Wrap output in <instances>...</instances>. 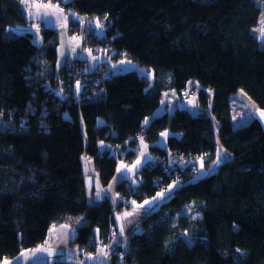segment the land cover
I'll return each mask as SVG.
<instances>
[{"label":"trees","instance_id":"trees-1","mask_svg":"<svg viewBox=\"0 0 264 264\" xmlns=\"http://www.w3.org/2000/svg\"><path fill=\"white\" fill-rule=\"evenodd\" d=\"M53 1L69 35L99 59L134 67L109 71L102 59L90 72L76 59L57 70V31L40 25L36 41L19 1L0 0V261L43 245L74 218L76 245L95 255L117 234L115 209L175 183L108 264H264V126L231 118L239 90L264 112V43L253 33L264 0ZM166 87L193 96L200 112L157 116ZM165 132L167 148L153 145ZM216 136L226 157L195 179L193 161L202 170L216 161ZM137 138L151 144V159L135 178L120 175L116 206L107 195L92 201L83 155L106 187L119 160L102 147L128 144L135 155Z\"/></svg>","mask_w":264,"mask_h":264},{"label":"rangeland","instance_id":"rangeland-1","mask_svg":"<svg viewBox=\"0 0 264 264\" xmlns=\"http://www.w3.org/2000/svg\"><path fill=\"white\" fill-rule=\"evenodd\" d=\"M18 1L19 4L23 7V10L27 17L32 16L35 21L38 18V20L43 19L54 23L53 28L57 31L58 39V45L56 49L57 58L55 63L57 70L64 63L68 62V60L73 61L76 59L87 61L90 72H93V70H95L102 59L107 60L111 63L109 64L107 61H105V63L102 64L101 62L100 64L101 68L108 67L109 71L126 72L134 67L128 58H121L120 60H110L107 59L106 54H104L103 57L100 58V60L98 56L95 55L94 52H92V50L82 44V39L80 36L76 34L69 35L66 31V29L68 28L67 16L61 6H59V4L55 1L48 0L49 3H47V0ZM38 6H40V8H38L37 10L36 7ZM53 7L57 10L58 15L57 13H55L56 10ZM35 15H37L38 17H35ZM34 23L32 20V25L30 24L29 28L33 32L36 41H38L37 36L38 30L40 29V24L34 25ZM44 26L51 27L46 24H44ZM253 33L259 39V41L264 43V3H262L261 5V14L257 26L253 30ZM97 35L104 36V32L102 31V29L97 28ZM109 75L110 74L107 73L106 76ZM146 82L147 84L150 83L151 87L157 86L154 81L146 80ZM165 84H167V86L169 85V83ZM190 96V94L181 96L175 91L168 90V88L162 89V102L157 111V113L160 114L157 116L165 114L166 111L172 114L178 108H183L192 112L193 114H195L197 111L200 112L199 110H196V100L193 96ZM162 109L165 110V112H163ZM231 118L235 125H244L252 119L256 118L264 126V112L242 90H239L235 95L231 96ZM1 124L2 122L0 121V128L3 125ZM167 137L168 135L166 134V132L160 134L158 140L153 145L166 149ZM215 143L216 161L215 163L213 162L214 164H210L211 168H209V170H202V163L199 161H193L191 163V168L194 167L195 170L198 169V172L200 173V176H196L195 179H198L199 177H201V175L205 176L215 171L223 162V159L226 157V154L220 147L217 136L215 137ZM150 145L144 141V138H137L135 140V147L133 148V152L136 153H134L135 155H130V150L132 149V147L128 144H126L125 147L122 148L121 146H112L110 144H107V147L105 145H101V147L103 146V149L108 148L113 156L119 160V163L117 165V174L115 175L116 177L112 180L110 185L106 187L100 186L99 183L95 185V181H97V179L95 178L94 180L93 163L87 155H83L82 166L84 178L88 195L92 199V201H99L100 199L102 200L101 196L103 197L104 195H107L106 197L111 200L113 206H116V203L118 202V194L113 187L115 182H117L122 175L127 179L131 177L135 178L141 168L146 165L151 159L148 149ZM129 157H131L130 163L126 162ZM124 187L126 188V186ZM174 189L175 183H171L166 190L159 191L155 196L145 198L141 202L133 201L129 202V204L128 202H124L122 204L123 208L118 209L119 211L115 209L114 221L118 227L117 234H115V236H109L107 238V242L101 248H99V251L96 252L95 255L88 256L87 253H84L85 249L80 250L78 245H76L74 237L76 234L75 228L79 225L81 220L79 218H74L71 219L69 223H65L67 225L65 226V229L67 228L66 231H70L69 233L71 235L70 238H67V234L63 235L66 238V241L63 242L62 237L57 238L56 232L55 230H53L49 238L44 243L43 247L39 248L40 250H37L35 252H32L30 250L27 253L21 252L17 257L13 259H3L2 261H0V264H26L31 262L30 260H27V258L31 257V255H33L35 263L37 264H51L52 261H55L52 260V256L56 254L61 255L68 260H71L75 264H108L114 255L115 247L126 241V238L130 233L129 231H131L133 227H137V224L141 220L142 216L157 210L161 202L171 196ZM190 211V208H188V215L186 214L185 216L188 217L189 221H195L199 217V214H197L196 212L189 213ZM128 213H130V215H126ZM68 228L71 230H68ZM37 257L43 260H38ZM45 257L50 258L47 259Z\"/></svg>","mask_w":264,"mask_h":264},{"label":"crops","instance_id":"crops-1","mask_svg":"<svg viewBox=\"0 0 264 264\" xmlns=\"http://www.w3.org/2000/svg\"><path fill=\"white\" fill-rule=\"evenodd\" d=\"M31 7V6H30ZM48 7H51V6H48ZM38 8H40V6H38V7H36V9L38 10ZM54 8V7H53ZM55 9V8H54ZM56 10V9H55ZM24 11V10H23ZM55 13H57V15H58V12H57V10H56V12ZM35 17H38L37 15H35ZM28 19L30 20V19H32L33 20V23H34V25L35 24H40V25H44V24H46V25H48V26H51V27H53L54 26V23L53 22H51V21H46V20H43V19H41V20H38V18H37V20L35 21L34 19H33V17L32 16H28ZM32 20H30V21H32ZM38 22H40V23H38ZM39 29V28H38ZM38 32H39V30H38ZM123 176V175H122ZM95 185H97L96 184V182H95ZM101 193V192H100ZM65 226H67L66 224H60V225H57V226H55L53 229H51V231L49 232V234H48V236H47V238H46V240L49 238V236L51 235V232L53 231V230H55V232H56V237L57 238H60V237H62V241L64 242V241H66V238L63 236L64 234H67L68 235V237L67 238H70V231L68 232V231H66L67 230V228L65 229ZM59 228H61V229H59ZM68 230H71V229H69L68 228ZM46 240H45V242H46ZM124 244H126V241L125 242H123L122 243V245L124 246ZM44 245V244H43ZM43 245H40V246H38V247H36V248H34V249H30L32 252L34 251H37V250H40L39 248L40 247H43ZM101 248V247H100ZM30 250H25V251H23V252H25V253H27L28 251H30ZM43 253V252H42ZM74 255H77V254H74ZM73 255V256H74ZM53 257V259H62V260H64V259H67V258H64V257H62L61 255H58V254H56V255H53L52 256ZM38 258V257H37ZM45 258H50V257H45ZM52 259V260H53ZM27 260H30L31 261V263L32 264H37V263H35V260H34V258H33V255H31V257H29V258H27ZM38 260H43V259H41V258H38ZM39 264V263H38Z\"/></svg>","mask_w":264,"mask_h":264},{"label":"snow or ice","instance_id":"snow-or-ice-1","mask_svg":"<svg viewBox=\"0 0 264 264\" xmlns=\"http://www.w3.org/2000/svg\"><path fill=\"white\" fill-rule=\"evenodd\" d=\"M147 203V202H146ZM126 215H130V213L126 214Z\"/></svg>","mask_w":264,"mask_h":264},{"label":"built area","instance_id":"built-area-1","mask_svg":"<svg viewBox=\"0 0 264 264\" xmlns=\"http://www.w3.org/2000/svg\"><path fill=\"white\" fill-rule=\"evenodd\" d=\"M47 3H49V1L47 0Z\"/></svg>","mask_w":264,"mask_h":264}]
</instances>
